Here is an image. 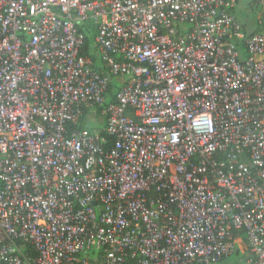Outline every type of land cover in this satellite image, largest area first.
<instances>
[{
	"label": "built area",
	"instance_id": "2783aa9c",
	"mask_svg": "<svg viewBox=\"0 0 264 264\" xmlns=\"http://www.w3.org/2000/svg\"><path fill=\"white\" fill-rule=\"evenodd\" d=\"M237 3L0 0V264H264V10L246 35Z\"/></svg>",
	"mask_w": 264,
	"mask_h": 264
},
{
	"label": "rangeland",
	"instance_id": "374dc122",
	"mask_svg": "<svg viewBox=\"0 0 264 264\" xmlns=\"http://www.w3.org/2000/svg\"><path fill=\"white\" fill-rule=\"evenodd\" d=\"M250 2L251 0H238V3L234 9V15L237 18L239 24L242 26L243 32L246 35L251 34L254 31L258 30L259 19L260 16L263 14V10H264L262 5L251 7ZM90 39L93 41V33L90 34ZM95 57H96L95 58L96 68L103 67L101 58L96 51H95ZM87 127L102 129L104 127L103 118L96 114L94 118L88 121ZM242 255H243L242 250H240L239 253H234L231 257H229L230 258L229 262L231 264H236L242 259Z\"/></svg>",
	"mask_w": 264,
	"mask_h": 264
},
{
	"label": "trees",
	"instance_id": "16d2710c",
	"mask_svg": "<svg viewBox=\"0 0 264 264\" xmlns=\"http://www.w3.org/2000/svg\"><path fill=\"white\" fill-rule=\"evenodd\" d=\"M85 32H86L87 35H86V39H85L84 53L85 54H89L90 53L91 55L95 56V48L92 47L93 42L90 39V34L94 33V30H93V28H90V29L86 28ZM255 32H259V30H256ZM92 68H94L95 70L100 71V72H106L104 66L100 67V68H96L95 61L92 64ZM117 87H118V85L114 81H112L111 84L109 85V91H108L109 100L113 98V95H114ZM72 127L76 128V129L87 128V123L85 122V118L81 117L80 120L76 124H74ZM235 235L239 236L240 238L243 239V233L241 231L237 232ZM244 242L245 241H243L242 243L237 245V249H236L235 253H239L240 250H242L243 254L246 253V251H245V243Z\"/></svg>",
	"mask_w": 264,
	"mask_h": 264
},
{
	"label": "crops",
	"instance_id": "0c3cea01",
	"mask_svg": "<svg viewBox=\"0 0 264 264\" xmlns=\"http://www.w3.org/2000/svg\"><path fill=\"white\" fill-rule=\"evenodd\" d=\"M260 18H261V16H260ZM258 24H259V23H258ZM258 30H260V26H259ZM254 32H255V31H254ZM229 260H230V258L225 259V260L219 262L218 264H231V263L229 262Z\"/></svg>",
	"mask_w": 264,
	"mask_h": 264
}]
</instances>
